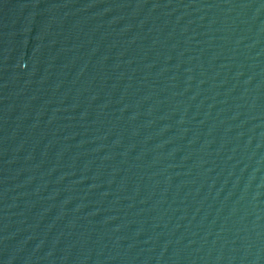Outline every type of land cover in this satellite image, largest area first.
Listing matches in <instances>:
<instances>
[{"label":"water","instance_id":"obj_1","mask_svg":"<svg viewBox=\"0 0 264 264\" xmlns=\"http://www.w3.org/2000/svg\"><path fill=\"white\" fill-rule=\"evenodd\" d=\"M0 264H264V0H0Z\"/></svg>","mask_w":264,"mask_h":264}]
</instances>
